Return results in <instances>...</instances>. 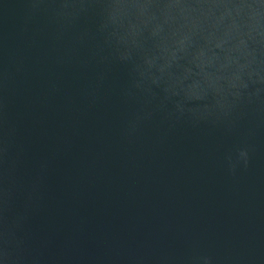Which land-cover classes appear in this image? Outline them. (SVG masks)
Returning <instances> with one entry per match:
<instances>
[{
  "label": "water",
  "instance_id": "obj_1",
  "mask_svg": "<svg viewBox=\"0 0 264 264\" xmlns=\"http://www.w3.org/2000/svg\"><path fill=\"white\" fill-rule=\"evenodd\" d=\"M0 264H264V0H0Z\"/></svg>",
  "mask_w": 264,
  "mask_h": 264
}]
</instances>
